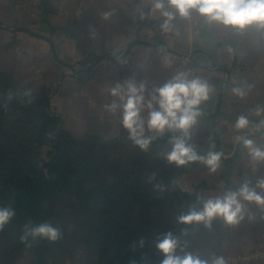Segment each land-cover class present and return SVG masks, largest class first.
<instances>
[{"label":"trees","instance_id":"16d2710c","mask_svg":"<svg viewBox=\"0 0 264 264\" xmlns=\"http://www.w3.org/2000/svg\"><path fill=\"white\" fill-rule=\"evenodd\" d=\"M28 90L31 97L25 95ZM0 113V207L15 212L0 230V253L8 260L0 264H12L25 251L33 252L30 264H66L68 259L70 264H159L157 237L167 231L179 235L175 217L197 192L204 193L174 182L187 166L176 168L161 157L168 135L147 152L133 146L125 129L114 139L75 137L60 125L51 87L16 83L1 69ZM17 125L26 141L52 143L47 172L32 163L30 151L12 133ZM42 222L58 228L61 237L22 242L25 225ZM189 233L182 238L189 248L200 242L209 253L230 237V227L216 220L211 229L201 225Z\"/></svg>","mask_w":264,"mask_h":264},{"label":"crops","instance_id":"0c3cea01","mask_svg":"<svg viewBox=\"0 0 264 264\" xmlns=\"http://www.w3.org/2000/svg\"><path fill=\"white\" fill-rule=\"evenodd\" d=\"M104 11L112 13L107 20L101 16ZM27 22L40 23L44 27L40 26L41 32L36 33ZM160 22L158 16L148 15L144 0H0V35L5 36V44L14 36L16 41L12 45L20 37L33 42L32 45L30 41L29 44L26 43L29 47L37 44L42 47L47 43L44 52L49 54L51 50L55 61L70 70L76 67L70 62L71 59L66 61L59 57L62 52L67 56H74V61L87 55L97 57L92 60L89 56V59L81 60L91 64L82 69L85 76L64 71L63 82L75 80L80 85L90 82L94 76L93 62L101 60L109 52L117 55L120 78L134 77L138 81H147L149 85L157 84V55L162 56L161 63L165 55L169 62L178 56L181 63L182 56H185V61H191L196 67H206L212 72L213 86L215 80L218 84L221 82L222 73L225 76L222 87L220 89L219 86L216 95L214 92L202 106L201 116L206 123L211 117L216 122L219 121L222 132L211 133L209 140L201 141L205 143L204 151L208 150L211 141L215 143L216 149L224 154L222 164L212 176L209 171H204L197 184L205 181L206 184L201 183L199 188L203 189L205 195L215 196L227 188L237 187L245 178L255 183L258 176L264 175V163L258 164L253 170L246 150L239 142H234L233 137L243 133V136L254 140L258 145H264V128L255 127L260 119H264V115L257 117L254 113L258 105H264V31L254 28L235 31L217 24H208L194 15L191 20L177 18L174 22L175 30L165 33L159 27ZM192 24H196L197 29ZM8 31L14 34L13 37L10 38ZM193 39H200L202 42L195 44ZM172 40H176L177 47L170 43ZM210 41L211 44H208ZM190 42L191 50L188 49ZM183 48L191 53L183 54ZM192 53H195L196 60L188 57ZM204 62H210V65H205ZM121 65L124 67L123 75ZM238 84L253 85L243 99L232 93V88ZM64 85L71 90L75 88L74 82H66ZM213 100L215 112L211 107ZM57 107L59 108L58 104ZM58 111L62 113L61 110ZM241 114L247 115L253 124L237 133L233 125ZM193 165L198 167L201 164L194 163L190 166ZM208 181L211 184H207ZM248 213L253 217L252 220L245 219L240 225L230 227L231 239L226 245L230 248L228 254L231 258L234 257L233 264H247L239 261L241 255L264 252V212L255 205H250ZM250 264H264V255Z\"/></svg>","mask_w":264,"mask_h":264},{"label":"clouds","instance_id":"9594fccd","mask_svg":"<svg viewBox=\"0 0 264 264\" xmlns=\"http://www.w3.org/2000/svg\"><path fill=\"white\" fill-rule=\"evenodd\" d=\"M149 16L160 18L162 32H173L175 21L191 20L195 15L208 24H217L235 31L254 28L264 31V0H144ZM110 11L101 13L103 19L111 16ZM165 66L169 60L163 57ZM253 85L238 84L232 88L233 95L243 99ZM216 91L208 80L196 75L193 70L176 71L168 76L163 83L152 84L145 80L129 77L116 81L109 89L113 98L103 105L110 115L119 114L121 126L128 133V139L134 147L147 152L158 138L168 135L167 146L160 153L161 157L176 168L190 164H201L210 173L221 168L223 152L210 145L201 153L193 142L195 129L203 115L202 106ZM31 97V90L25 93ZM31 102V99H29ZM257 117L264 115V105L254 109ZM247 115L237 116L234 129L237 133L252 126ZM257 129L264 128V119L255 124ZM234 142H239L246 150L250 163L255 170L258 164L264 163V145L237 134ZM155 177L153 173L152 178ZM250 205H255L264 212V175L256 178L255 183L245 178L235 188H227L223 193L207 196L197 192L195 199L186 211L176 217L181 226L180 234L167 231L157 237L155 248L162 258L159 264H229L222 254H202L189 250V229L203 226L211 229L213 221L219 220L226 227L240 225L245 219L252 220L248 213ZM15 212L9 207H0V230L11 221ZM61 232L48 222L25 225L22 242L47 239L55 242ZM143 243V241L141 242ZM143 259V258H142ZM135 264V261L132 262Z\"/></svg>","mask_w":264,"mask_h":264},{"label":"rangeland","instance_id":"374dc122","mask_svg":"<svg viewBox=\"0 0 264 264\" xmlns=\"http://www.w3.org/2000/svg\"><path fill=\"white\" fill-rule=\"evenodd\" d=\"M26 24L31 25L30 29L36 33L38 32L40 33L41 32L40 26H43V24L40 23L38 24V23L27 22ZM192 25L195 27V29H197L196 24H192ZM16 26L23 27V25H17V24ZM8 32L10 33V38L13 37L14 34L11 33V31ZM5 39L6 38L4 35H0V41H1L0 69L6 75L10 76V78L16 83L24 84L25 86H30L35 89L51 87V93H53L51 97V102L55 103L54 105L52 103V105L56 108V104H58L59 108L57 107L56 110L58 109L62 111V113H60V111L57 110L62 119L60 122L61 126L67 128L73 136L78 138H82L86 134H96L104 139H114L118 135H120L121 131L123 130V127L121 126L120 123L119 114L110 115L103 109V105L105 103L110 102L113 99L109 95L108 89L116 81L124 80L123 76H121V78L119 77V73H118L119 69L116 60L117 59L116 54H113V52L105 53L102 56L101 60L93 62L94 64L92 65L93 67L92 72L94 76L92 77L90 82L80 85V83H77V81L75 80L74 81L67 80L63 82L64 71L73 72V75H75L76 73L78 74V76H80L81 74L85 76V73H82L84 71L82 69L87 68V66H90L91 64H88V62L87 63L81 62V60L89 59L88 58L89 56L91 59L92 58L96 59L97 57H95L94 55H87L85 57H82V59L80 60L74 61L75 60L73 58L74 56L71 55L67 56L65 53L62 52L61 54H59V57L66 61H68V59H71L70 62H73V64L76 67L74 70H70L67 66L58 64L55 61L51 50L49 51V54H46L44 52L47 43H45V46L42 45V47L40 45L38 46V44L37 46L35 45L29 47L26 45V43L29 44L30 41L32 45L33 42L31 40L28 41L20 37L19 40H17V42L12 45V43L16 41L15 36L7 44H5ZM152 40L155 41V39ZM193 40L194 42H196L195 44H200V42H202V40L200 39L198 40L193 39ZM211 41L208 42V44H211ZM170 43L173 46L177 47L176 40H172ZM206 45L207 43L204 44V46ZM191 47L192 45L190 42V45H188V49L191 50ZM187 50L183 48L182 50L183 54L191 53L190 50L189 52ZM192 54L188 57L192 58L193 60H196L194 56L195 53ZM161 57H162L161 55H157L158 62L155 67L156 73L154 72L156 75L157 85L163 83L164 80L174 72L185 69L193 70V72L196 75L201 76L202 78L208 80L210 84H213L212 72L208 71L206 67L205 68L196 67L194 64H191V61H185L186 60L185 56H182L183 59L182 63L180 62L179 57L175 56L169 62L168 64L169 66L168 65L165 66L164 63H161L160 60ZM204 63L205 65L207 64L208 66L210 65V62L209 63L204 62ZM123 68H124L123 65H121L120 66L121 75H123L122 74ZM224 77L225 76L221 73V82H219V84L217 83V80H215L214 82L215 85L214 87L216 89L215 95L219 90V86L221 89ZM153 78L155 79V77ZM66 82L69 84L74 82L75 88H73L72 90L69 89V86L64 85V83ZM226 90L228 92L227 88ZM211 107L214 109L213 111L215 112L216 106L214 104V100L212 102ZM227 108L228 107L226 106L225 110H227ZM214 112H212V114ZM202 120L203 117L199 119L195 129V135L193 137V142L198 146L199 148L198 151H200L201 153L204 151L203 147L205 145V143H203L201 140L204 139L207 141L211 138V133L214 134L215 132H217L218 134H220V132H222L221 127L218 124L219 121L216 122L212 117L210 118L211 121L208 120L207 123L204 120L203 121ZM2 122L3 120L0 121V123ZM13 130L14 131H12V133L14 135H17L18 139L22 141L24 146H26V148L30 151V153L27 156L31 157V159L33 160L32 163L37 164V166L40 168L46 166L47 162H49V160L52 157V153L54 152L52 143L46 141L43 142L34 141L33 139L26 141V137H24L23 133H21V129L19 128V125L14 127ZM240 135L243 136V133H241ZM8 144L12 145L13 147L15 146L9 142ZM214 144L215 143L211 141L209 145H214ZM13 156H18V155L16 154V152H14ZM31 159H25V160L30 161ZM23 160L24 159H22L21 162ZM190 165L187 166L183 174H179L176 176L174 182L182 189L185 188L186 190V188H189V189H193L191 192H194L197 188H199V186H201V183L203 185L206 184L205 181L199 184H197V182L201 179V174H204V171H208V170L203 165H199L198 167H196V165L195 166L194 165L190 166ZM44 170L47 172V168L44 167ZM210 175L212 176L213 173H210ZM207 184H211V181H208ZM15 190H16L15 188H12L11 192L14 194L16 192ZM229 239H231V232H230V237L223 241V244L220 248L218 247L212 248L211 246L210 248L211 252L209 253H205V251L208 252V250L203 248V245L200 242H198L196 248H189V250H195L202 254H207V255L211 253L222 254L227 258L229 264H233L234 257L232 258L230 257V255L228 254L230 248H228L226 245ZM5 258H7V256H4V254L0 253V263L8 261ZM32 258H33V252L25 251L19 257L15 258V260L12 261L13 262L12 264H30ZM71 261H72L71 259H68V262L66 264H70Z\"/></svg>","mask_w":264,"mask_h":264},{"label":"built area","instance_id":"2783aa9c","mask_svg":"<svg viewBox=\"0 0 264 264\" xmlns=\"http://www.w3.org/2000/svg\"><path fill=\"white\" fill-rule=\"evenodd\" d=\"M263 255H264V252L256 251L251 254L240 256L239 261H241L242 263L250 264L254 262L255 260L259 259V256H263Z\"/></svg>","mask_w":264,"mask_h":264},{"label":"water","instance_id":"95a60500","mask_svg":"<svg viewBox=\"0 0 264 264\" xmlns=\"http://www.w3.org/2000/svg\"><path fill=\"white\" fill-rule=\"evenodd\" d=\"M223 93V92H222Z\"/></svg>","mask_w":264,"mask_h":264}]
</instances>
